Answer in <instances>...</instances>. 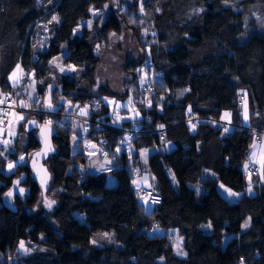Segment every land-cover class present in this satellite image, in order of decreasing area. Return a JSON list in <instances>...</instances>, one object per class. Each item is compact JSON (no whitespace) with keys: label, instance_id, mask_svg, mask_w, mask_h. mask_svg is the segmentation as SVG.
<instances>
[{"label":"trees","instance_id":"obj_1","mask_svg":"<svg viewBox=\"0 0 264 264\" xmlns=\"http://www.w3.org/2000/svg\"><path fill=\"white\" fill-rule=\"evenodd\" d=\"M138 1L135 12L106 16L96 29L83 28L75 35L82 21L92 19L93 10L103 9L105 0H54L47 10V1L38 5V0H0V92L16 89L9 77L17 65L27 71V81L33 73L38 85L56 74L51 62L62 55L63 62L80 72V80L63 76L61 89L56 85L50 91L67 97L76 111L64 120L68 108L54 97L56 113L38 111L35 119L54 130L56 153L45 162L52 175L46 195L29 163L6 174L0 156L2 264H8L7 256L21 241L40 250L11 264H264V171H258L255 177L263 180L249 196L250 178L244 170L253 140L264 133V30L247 29L245 22L255 5L263 6L264 15V0H242L239 6L233 5L236 0ZM55 15L59 22L47 50L36 52L33 33ZM120 18L136 30L144 49L140 61L127 68L136 77L132 83L137 91L149 61L162 74L157 88L167 93L160 108L156 102L149 109L135 103L142 120L132 136L125 131L134 130L133 124H112L105 103L89 119L76 115L98 97L81 85L94 84L100 66L96 49L109 41L107 36L121 31ZM145 27L152 37L144 38ZM42 88L37 94L45 97ZM244 101L250 114L247 126ZM226 111L231 113V126L224 133L213 124L193 128L187 123L193 116L219 123ZM45 118L51 119L50 125ZM80 122L87 139L111 150L115 166L109 172L78 169V163L85 162L83 139L71 126ZM27 134L28 147L35 153L41 147L40 136L37 131ZM128 136L136 151L130 160L116 153ZM168 144L174 148L161 151ZM155 146L146 166L162 200L147 212L135 196L133 173L145 167L138 152ZM110 176L113 185L108 184ZM18 179L28 193L11 196L10 207L5 197ZM200 184L202 194L193 188ZM219 184L241 193L239 200L223 197ZM40 197L46 209L34 213L30 209ZM48 201H55L51 208ZM153 229L163 233L152 234ZM105 233L113 235L115 244L94 245V238ZM173 237L181 239L184 257L176 254Z\"/></svg>","mask_w":264,"mask_h":264},{"label":"rangeland","instance_id":"obj_2","mask_svg":"<svg viewBox=\"0 0 264 264\" xmlns=\"http://www.w3.org/2000/svg\"><path fill=\"white\" fill-rule=\"evenodd\" d=\"M43 1H47V3L44 5L46 10L55 3L54 0H49V1L38 0L37 4L39 5ZM241 1L242 0H236V2L233 3V5L239 6V3H241ZM136 2L139 1L138 0H105L103 9L92 11V19L89 20L91 21V23L89 24V21H82L78 26V28L76 29L75 35H80L83 28H88L89 30L96 29V27L100 26L104 22L106 16L118 17L119 15H127L130 9L134 10L135 12L137 8L134 6V4ZM139 13L140 15H143V13L141 12ZM53 17H56L57 19L53 20L52 18L51 22L47 25L40 24L33 33L34 50L36 52H44L45 50H47L49 46V42L53 36V31H54L53 28L59 22V19L56 15ZM119 20H120L121 31L116 34L112 33L109 36H107L108 37L107 39H109V41L103 42L96 49V52L99 54L100 57V66L98 68L94 84L91 87L86 86V88L85 86L81 85L82 88L88 90L89 92H92L94 95L98 97H96L91 103L85 105V107L83 108L80 107L76 115L80 118L89 119L93 114L99 113L102 108V103H105L106 105L109 106L108 112L109 115L111 116L112 124L121 126L124 122L127 121L133 124L134 130L137 131L139 128L138 123L142 120V114L135 106V103L142 105L144 108L147 107L148 109L153 104L151 105L144 104L143 102L144 97L142 96L140 87L138 92L136 89V84L132 83L133 81H136V77L132 74L131 71H128L127 69L130 63H137L138 61H140V58H142V56L144 55L143 46L139 42L136 30L129 27L128 23L124 19L120 18ZM145 21H147V19ZM245 26L247 27V29L255 28V29H260V31L264 30V15H263L262 5L260 4L255 5L247 11ZM92 32L95 33V31ZM142 34L144 35V38H146V36L148 35H151V37L153 35L152 32L148 31L146 27L142 31ZM63 58L64 57L62 55L51 62L54 73L56 74H53L49 78L47 82L49 84L47 83L45 84V81H42L39 82L40 84L38 85V82L36 81L33 73L30 74L28 81L27 80L23 81L24 96L21 101L26 100V103L30 104V106L27 108L20 106L19 111H14L11 114L10 116L11 121L8 129H4L0 124V156H2L5 159V161H3V164L5 166L6 174L14 173L17 166L19 165L28 164L31 160L32 155L34 154V152L30 150L28 147V134L26 132V123L29 120L37 119L39 110L47 113H56L59 105L57 104L55 105L52 103L51 100H53L54 97L57 100L56 103L65 104V106H67L66 110L68 108L69 111L70 110L69 108L72 106L66 102L67 97L65 96L60 97L57 93L52 94L50 92L53 88H55L56 85H57L56 88L58 90L61 89L60 83H61V77L63 76L72 77V78L75 77L77 78V80H80V75H79L80 72L77 69H75L72 65L63 62ZM149 63L150 62L147 61V63L143 67L141 76L139 77V85L142 84L144 77L151 74L150 73L151 67L147 68ZM61 69H63V71H61ZM152 71L153 70H151V72ZM18 79L20 81L19 77ZM11 82L14 83L13 80H11ZM39 86L44 87L42 89H45L44 90L46 93L45 97L37 94V88ZM33 89H35V91H33ZM163 91L164 90H159L158 88V96L156 99L153 100V103L156 102V106L159 108L166 101L167 93ZM30 95L33 97V99L31 100L29 99ZM109 101H112V103H109ZM49 103L52 105L53 110L48 109ZM242 108H243L242 111L243 124L247 126L250 122L249 120L250 114H249L247 102L244 101ZM82 110L86 112V115L81 114ZM225 113L230 114L227 111L224 112L220 120L221 122L230 124L229 121L230 115L228 117H225ZM245 113H247V119H245ZM19 116H23V119H18ZM71 127L75 131L81 134L83 139V148L84 146L86 147V152L88 157L91 156L94 157L93 162L95 166L100 168L101 167L106 168L107 164L109 163V161L112 160V158L103 159L100 157L95 144L89 139H87L85 135L86 134L85 128L83 127L81 122L77 124L75 123ZM256 137L253 140L251 146L253 145L254 142L257 144V149H256L257 157L255 158L257 162L251 163L250 159H248L246 163H248L249 166L252 165L257 167L261 175L264 169L260 168L259 160L261 159V156L264 155V140L257 141ZM5 140L8 141L7 144L3 143V141ZM129 140L130 137L128 136L127 139L119 145L118 149L120 150L117 151L116 153L118 155L126 154L127 158L130 160L136 155V152ZM73 145L76 151L77 147L75 146V140L73 142ZM251 146H250L249 158L253 152V148ZM173 148L174 146L172 144H168L164 148H162L161 151L169 152ZM154 152H156L155 148L149 150L147 149L143 150L141 155L138 154L139 159L140 157L144 159L146 158L145 156H147L149 153H154ZM22 156L24 157L23 161L20 160ZM12 158L14 160H12ZM140 161L142 162V160ZM9 164L13 165L11 169H9ZM78 164L84 166L85 168L88 166L86 159L84 164L82 163H78ZM144 166L145 167H143V169L140 170L142 172L140 178L134 180L135 183L133 181L134 190L139 188L140 189L151 188L155 185V179L151 174V172L148 170L146 163H144ZM108 167L110 166L108 165ZM244 170H246L245 167ZM111 180H114V178L110 177V180L108 181L109 185H112ZM262 180L263 179L259 178V176L249 179L248 189L251 186V191L247 190V194L249 196L254 195V190H253L254 187L257 186L260 182H262ZM221 185L222 184L218 185V191L223 197L228 199L230 202H237L239 200V198L242 195L241 193H237L230 189L232 192L237 193V195L235 196H230L225 191V189H229V188L225 187L224 185L223 187H221ZM193 188H195L198 194H202L204 192V188L201 184L193 186ZM44 199L45 198L40 197L39 202L30 210H32V212L34 213H40L44 208L46 209L45 207L46 201ZM140 203L141 205H143V208L147 212L151 211V207L153 206L149 204L147 201H140ZM5 204L10 207H14L13 198L11 196L5 197ZM155 233L162 234L163 232L157 229L156 230L153 229L152 234ZM173 238L174 239L176 238V241L174 243V249L176 254L179 255L180 257H184L185 254L181 246V239H179L178 237H173ZM93 241H95V243L93 242L94 245L115 244V240L112 234H108V237H105L104 234L99 235L95 237ZM24 244L25 247L29 249V251L25 253L24 251L20 250L19 249L20 244H18L15 250L11 251L7 256L8 264L14 262L16 263L22 257L40 250L39 247L32 245L30 243L24 242ZM178 252H180L181 254H178ZM0 264H2L1 259H0Z\"/></svg>","mask_w":264,"mask_h":264},{"label":"built area","instance_id":"obj_3","mask_svg":"<svg viewBox=\"0 0 264 264\" xmlns=\"http://www.w3.org/2000/svg\"><path fill=\"white\" fill-rule=\"evenodd\" d=\"M151 67V68H150ZM152 72L151 74L144 77L142 84L140 85V91L142 92V96L144 97V104H153V100L157 98L158 96V88L157 85L160 83V77L162 76L161 73L156 72L153 67L152 63L148 64V67ZM19 78H20V84L16 87L14 91H8L4 94V103L0 104V124L4 129H8L10 126V116L14 111L20 110V101L22 100L24 96V83L23 81L27 79L28 73L25 69L22 67L19 68ZM7 98V99H6ZM149 105V106H150ZM146 107V106H145ZM147 108V107H146ZM69 114H64L63 119L66 120V118L69 117L70 114L76 111L75 106H71L69 108ZM48 121H51L50 118H45L44 123L47 124ZM187 123H191L195 125V127H199L200 125L204 123L213 124L215 129L220 132H225L224 129L230 127V124L224 123V122H216L214 118H207V117H198L193 116L189 117L187 120ZM126 135L132 136L137 135L138 132L136 130H126ZM261 136V137H259ZM257 141L264 140V133L262 135H257L256 137ZM96 146V149L98 150V154L101 158L107 159L111 156V150L107 149L103 144L101 143H94ZM157 149V146L154 147ZM247 176L249 178H253L257 176L258 169L255 166H250L247 170ZM141 172L139 170H135L133 173V181L140 178ZM135 196L140 201H147L152 206L159 205L161 203V195L159 191L154 188H139L135 190Z\"/></svg>","mask_w":264,"mask_h":264},{"label":"water","instance_id":"obj_4","mask_svg":"<svg viewBox=\"0 0 264 264\" xmlns=\"http://www.w3.org/2000/svg\"><path fill=\"white\" fill-rule=\"evenodd\" d=\"M29 121H34L35 124L29 123ZM29 121L26 123V132L31 133L33 131H37L41 139V147L37 152L32 155L31 160L29 162V167L33 172L34 180L39 184L42 194L43 196H45L52 181V175L48 167L45 165V162L49 159L50 156L56 153V149L53 143L54 130L51 127L41 126V124L36 120ZM77 167L82 172H87V169L85 167L81 165H77ZM17 181H19V184H17ZM21 181L22 179H18L15 181L14 187L10 191L13 193L11 196L28 193V191H26V188H22L24 189V192L20 193L19 186Z\"/></svg>","mask_w":264,"mask_h":264},{"label":"snow or ice","instance_id":"obj_5","mask_svg":"<svg viewBox=\"0 0 264 264\" xmlns=\"http://www.w3.org/2000/svg\"><path fill=\"white\" fill-rule=\"evenodd\" d=\"M93 14H95V13H93ZM56 19H57L56 17H53V20H56ZM90 23H91V21H89V24H90ZM17 70H18V71L20 70V69H19V65H17ZM61 71H63V69H61ZM9 79H11V80L14 81V83H13V87H17V86H18V84H19L20 81H19V79H17V72H13L12 75L9 77ZM33 91H35V89H33ZM6 99H7V98H6ZM29 99L31 100V99H33V97L30 95V96H29ZM4 102H5L4 100H0V104H2V103H4ZM109 103H112V101H109ZM20 106H21V107H25V108H27V107L30 106V104L25 103L24 101H21V102H20ZM48 109H49V110H53V109H52V105H51L50 103L48 104ZM81 114H82V115H86V112L82 110ZM229 115H230V114L225 113V117H228ZM18 119H23V116H19ZM245 119H247V113H245ZM29 123H33V124H35L34 121H29ZM47 123L50 125V124H51V121H48ZM193 128H195V125H193ZM42 131H43V130H42ZM224 131L227 132V131H229V130H228L227 128H225ZM74 139H75V137H74ZM3 143L7 144L8 141L5 140V141H3ZM93 147H94V146H93ZM251 147L253 148V152H252V154H251V156H250L249 159H250V162H251V163H256L257 161H256L255 158L257 157V151H256V149H257V144L254 142L253 145H252ZM119 150H120V149H117V151H119ZM20 160L23 161V160H24V157L22 156V157L20 158ZM109 163H111V161H109ZM259 164H260V168H261V169H264V155L261 156V159L259 160ZM12 167H13V165H12V164H9V169H11ZM244 167H245L246 170H248V169H249V164L246 163V164L244 165ZM262 178H264V176H262ZM134 183H135V181H134ZM17 184H19V181H17ZM221 187H223V185H221ZM248 190L251 191V186L249 187ZM19 191H20V193H23V192H24V189L20 188ZM225 191H226V192L228 193V195H230V196H235V195H237V193L232 192L230 189H225ZM12 194H13L12 192H9L7 195L11 196ZM54 203H55V201H48V202H47V207L51 208L52 205H53ZM244 226L247 227L248 225L245 224ZM209 227H211L210 224H209ZM104 235H105V237H108V234H107V233H105ZM109 239H110V237H109ZM93 242L95 243V241H93ZM19 249L22 250V251H24L25 253H27V252L29 251V249L25 247V244H24L23 241L20 242ZM178 254H181V253L178 252Z\"/></svg>","mask_w":264,"mask_h":264},{"label":"crops","instance_id":"obj_6","mask_svg":"<svg viewBox=\"0 0 264 264\" xmlns=\"http://www.w3.org/2000/svg\"><path fill=\"white\" fill-rule=\"evenodd\" d=\"M15 72H17V79H18V77H19L18 76V70H16ZM12 85H13V83H12ZM3 99H4V93L0 92V100H3ZM24 102L26 103V100ZM27 110H29V109H27ZM229 118H230L229 121L231 122V113H230V117ZM142 151L143 150L139 151L138 154L141 155ZM84 152H85V159L87 160V163H88L87 169H88V172L91 173V174H100V173H104V172H109L113 168V166H115L114 165V162H113V159H112L111 160V163H108L106 168L97 167V166H95V164L93 162L94 157L93 156H91V157H88L87 156V152H86V147L85 146H84ZM151 154H153V153H149L147 156H145L146 158H144V159L142 157H140V160H142V163L143 164L144 163H146V164L148 163V159H149V157H150ZM108 165L110 167H108ZM110 177H108V181L110 180ZM111 182H112V185H113L114 180H111Z\"/></svg>","mask_w":264,"mask_h":264}]
</instances>
